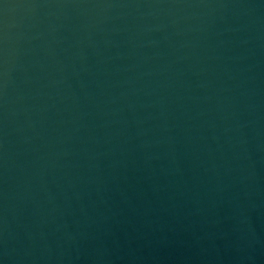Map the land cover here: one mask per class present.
Returning <instances> with one entry per match:
<instances>
[{
  "label": "water",
  "instance_id": "water-1",
  "mask_svg": "<svg viewBox=\"0 0 264 264\" xmlns=\"http://www.w3.org/2000/svg\"><path fill=\"white\" fill-rule=\"evenodd\" d=\"M0 264H264V0H0Z\"/></svg>",
  "mask_w": 264,
  "mask_h": 264
}]
</instances>
